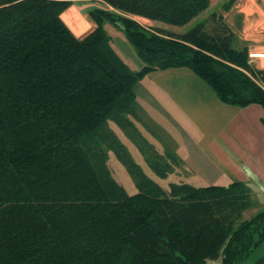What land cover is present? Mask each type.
Segmentation results:
<instances>
[{"label":"trees","instance_id":"16d2710c","mask_svg":"<svg viewBox=\"0 0 264 264\" xmlns=\"http://www.w3.org/2000/svg\"><path fill=\"white\" fill-rule=\"evenodd\" d=\"M92 1L102 4L87 11L96 28L79 39L68 27L78 23L73 0H0V264H264V206L245 219V184L165 191L122 147L116 156L139 188L132 196L102 147H120L109 122L134 131L137 88L151 73L185 68L221 103L264 109V72L216 17L212 33L204 22L176 34L134 20L182 28L211 0ZM107 23L124 31L138 72ZM141 153L165 179L164 158Z\"/></svg>","mask_w":264,"mask_h":264},{"label":"crops","instance_id":"0c3cea01","mask_svg":"<svg viewBox=\"0 0 264 264\" xmlns=\"http://www.w3.org/2000/svg\"><path fill=\"white\" fill-rule=\"evenodd\" d=\"M202 16L213 20L216 17V21L221 20L230 28L240 45L264 53L263 1L211 0L204 14L180 29L187 32ZM86 22L91 30L96 28L88 15ZM137 102L141 109H151L154 115L151 122L166 124L159 123L165 132V143L171 148L159 138V145L164 149L162 157L169 166L171 162L176 169L185 171L176 183L195 186L189 182L193 178L187 176L196 177L197 171L216 170L220 171L218 177L205 183V187H226L240 182L250 189L252 201H264L262 107L252 105L241 109L221 103L206 83L185 68L146 76L137 88ZM141 161L146 163L144 159ZM225 171L232 175L230 180L225 178Z\"/></svg>","mask_w":264,"mask_h":264},{"label":"rangeland","instance_id":"374dc122","mask_svg":"<svg viewBox=\"0 0 264 264\" xmlns=\"http://www.w3.org/2000/svg\"><path fill=\"white\" fill-rule=\"evenodd\" d=\"M264 3V0H261ZM102 4L97 3L92 0H73L72 6V18L75 23L77 24H69V29L73 30L74 32H80L82 35L77 37L79 39L84 38L87 36L89 33H91L93 30H91V27L87 24V11L89 9L95 8V7H101ZM66 13V12H65ZM86 15V16H85ZM142 18H134L140 25H142L144 28L148 29L151 31V29H162L166 31H170L176 34H182L184 33V29H180L177 27H172L168 25H164L162 23H156V22H151L148 20H140ZM77 20V21H76ZM198 21H201L202 23H205L206 30L209 33H212L214 29H217V25L207 16V17H201L198 20H196V23H199ZM195 23V24H196ZM71 30V31H72ZM105 30L107 31L108 35L110 36L112 40V45L116 52L119 54V56L124 60L126 64L131 68L132 71L138 72L142 67L143 64L139 60L137 53L135 52L134 48L131 46V44L127 41L126 35L123 30L118 29L114 25L107 23L105 25ZM73 33V32H72ZM240 45V44H239ZM244 46L243 44H241ZM240 45V46H241ZM248 46V45H247ZM250 46L247 48L249 49ZM254 47V46H251ZM254 49V48H251ZM261 54L262 53L261 51ZM254 67L255 69L259 71H263L264 69V58L262 55L260 56L259 59H255ZM264 72V71H263ZM146 110V111H145ZM141 109V115L138 114V120L134 119L133 117H130V121L132 122V126L134 127L133 130H129L126 128H121V126H118V124L114 122H109L108 123V128L107 130L112 134V136L116 139V141L119 142L120 147L118 148L114 142H112L111 146L112 148H107L105 144H103V149L105 150L107 154V166L110 169V172L112 174V177L116 180L117 183H119L121 186H123L126 191L130 195H136L139 192V188L137 184H135V180L132 178V175L129 173V170L126 168L127 164H123L120 162V160L117 158L116 154L119 150L121 151V148L125 147L127 155H130L133 160L137 162V166L141 167V170L147 175L146 177L151 178L154 180L156 183H158L165 191H169V187L171 184H176L178 182L177 180H180L182 177H184L185 171L182 169H176V165L172 164L170 162V169H166L163 165V163H159L161 161H154L156 162L155 165L160 166L159 167V172H161L162 175H164L165 179H162L159 177V175H156L153 170L150 169L147 164L142 163V159L145 160L144 155L141 153L142 150L146 151L148 153L147 156L149 157H156L157 156H163L162 151L164 149L160 147L158 139L162 141L163 144L165 143V132L164 129L160 128L161 126L159 123H161L162 126H166L165 123L163 122H151V116L154 117L151 109ZM124 122V120H123ZM133 133V134H132ZM133 136V137H132ZM144 143H147L144 144ZM154 146H153V145ZM150 145V146H149ZM168 147L171 148L170 144H166ZM101 147V145H100ZM117 149V150H116ZM142 149V150H141ZM169 165V164H168ZM173 166V167H172ZM138 170H136L137 172ZM141 171V172H142ZM220 171L216 170H210V171H197L196 177L192 175L187 176L189 178H193V180L190 179L189 182L192 184H195V186H202L205 187V183L209 182V180L217 178L218 174ZM225 178L229 179L232 175H230L227 171L224 172ZM227 176V177H226ZM225 180V179H224ZM230 180V179H229ZM186 182V181H185ZM225 182V181H223ZM203 183V185H201ZM261 200V199H260ZM264 206V201H259V199L253 201V207L248 209L244 213L245 219L251 218L254 216L261 208ZM264 253V248L262 249ZM259 250V252H262ZM255 261L254 260H249L248 262L244 264H253ZM221 259L218 261H209L207 264H220Z\"/></svg>","mask_w":264,"mask_h":264},{"label":"built area","instance_id":"2783aa9c","mask_svg":"<svg viewBox=\"0 0 264 264\" xmlns=\"http://www.w3.org/2000/svg\"><path fill=\"white\" fill-rule=\"evenodd\" d=\"M261 55L264 58V54L256 53L254 49H249L250 64L254 66V63L256 62L255 59H259Z\"/></svg>","mask_w":264,"mask_h":264},{"label":"bare ground","instance_id":"6f19581e","mask_svg":"<svg viewBox=\"0 0 264 264\" xmlns=\"http://www.w3.org/2000/svg\"><path fill=\"white\" fill-rule=\"evenodd\" d=\"M170 197V196H169Z\"/></svg>","mask_w":264,"mask_h":264}]
</instances>
